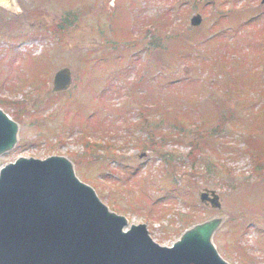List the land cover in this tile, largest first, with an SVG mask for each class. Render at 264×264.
I'll use <instances>...</instances> for the list:
<instances>
[{
  "label": "rangeland",
  "instance_id": "1",
  "mask_svg": "<svg viewBox=\"0 0 264 264\" xmlns=\"http://www.w3.org/2000/svg\"><path fill=\"white\" fill-rule=\"evenodd\" d=\"M19 1L22 11L18 19L0 9V17L15 19L20 27L15 30L3 27L0 30V81L4 80V83L0 82V100L5 103L0 105L20 121L17 146L2 156V164L18 155L46 158L60 154L70 157L75 162L78 175L94 185L104 204L117 208L116 211L127 215L133 223H146L152 238L161 244H171L190 224L222 213L228 219L215 235L220 253L232 263L264 264V248L261 246L264 244L261 243L264 239V192L256 195H262L259 199L263 200L261 207L251 206L241 202L239 192L230 185L233 180L240 182L241 176H253V184H264V171L257 170L252 175L254 162L245 153L246 144L243 142L248 134L244 131L247 123L243 126L240 122L242 118L248 121L264 105V3L260 0H218L217 4L213 0H72L70 6L69 0ZM233 1L240 7L250 5L252 12H258L257 17H247L246 24H239L241 21L230 25L222 23L227 32L216 38V48L209 51L206 47L207 35L190 40L189 47L188 41L178 36L186 27L198 28L202 35L208 33L215 16L221 13L220 10H230L234 6ZM64 6L71 7L77 19L72 28L63 36L59 35L60 38L49 27L65 11ZM196 13L202 15V23L192 27L189 20ZM167 14L174 27L169 25L159 30L157 24L148 23L149 29L142 24L138 33V17L150 21ZM117 29L122 35L125 32L128 35L125 38L113 35ZM101 32L111 41L126 43L139 38L140 43L127 47L121 45L118 50L112 48L115 44L102 48ZM156 37L157 41L159 38L163 40L164 49L159 52L162 61L151 59L155 57L149 50L151 43H155L151 40ZM95 56V63L88 66L85 58ZM36 62L40 63L39 68L32 69ZM218 64L223 69L217 67ZM62 67L71 69L73 83L65 91L52 92L54 74ZM31 69L34 72L37 69L34 76ZM227 69L229 75L224 73ZM21 76L27 79L26 84L19 86L20 89H9L12 84H20ZM142 76L146 89L149 80L163 85H172L170 82L180 80L179 85V81L172 85L180 86L177 89H180V98L184 102L176 113L182 115L187 105L193 110H188L185 118L178 116L176 119L186 124L188 119L198 116V110L202 108L198 103L208 107L209 102L217 101L218 97L224 98V112L220 119L217 118L221 123H215L216 136L212 139L217 143L207 144L210 148L201 145L204 142L201 134L208 132L206 129L178 135L165 122L156 128V123L151 121L154 117L150 115L146 128L132 132L129 126L138 122L140 115H144L143 110L147 111L152 105L145 102L147 107L136 98L140 92L144 93V88H137L136 97L132 95V87ZM158 90H162L163 95L178 94L171 87ZM126 100H130V104L123 109ZM15 103L17 106L14 107ZM105 104L115 111H107ZM174 104L175 101H169V104L166 101L170 108ZM104 119L105 127L99 124L94 128L91 125ZM248 131L251 128L248 127ZM149 132L155 147H138V139L144 140ZM83 139H99L101 145H111L115 153L112 155L100 150L104 160L101 158L95 162V154L90 158ZM194 144L196 148H192ZM190 149L204 151L209 164L202 166L200 160L187 158ZM97 164L103 169L95 172L93 166ZM125 171L131 175H128L130 178L123 175ZM165 172L174 181L167 184H176L178 189L183 190L180 194L167 192L169 187L164 186L165 178L160 177ZM119 177L126 184L134 179L133 185H136L137 178H145V181L148 178L150 182L153 179V184L163 191L149 186L148 191L160 197L152 210L146 206L147 203L132 210L127 206L132 200L128 195L121 196V192L117 194L123 197L120 204L114 202L113 195L108 192L115 189L113 181L116 184L121 182ZM101 184L107 189L104 192L101 191ZM204 188L215 189L220 194L221 212L200 203L199 195ZM134 189H137L136 194L140 192V188ZM183 193L189 196L192 207L186 203ZM195 200L198 203H193ZM257 200L250 195V201ZM240 213L245 217H238ZM237 220L241 221L242 230L234 234L239 229ZM236 239L245 248L246 258H240L233 245L227 249L226 244Z\"/></svg>",
  "mask_w": 264,
  "mask_h": 264
},
{
  "label": "water",
  "instance_id": "2",
  "mask_svg": "<svg viewBox=\"0 0 264 264\" xmlns=\"http://www.w3.org/2000/svg\"><path fill=\"white\" fill-rule=\"evenodd\" d=\"M264 2V0H263ZM17 17L19 0H0ZM201 23V16L191 19ZM70 69L55 74L53 90L69 87ZM20 125L0 108V156L15 146ZM71 160L18 157L0 169V264H231L221 257L214 235L226 221L216 215L193 224L172 247L154 243L144 226L122 231L127 218L104 206L82 183ZM201 194L221 208L216 191Z\"/></svg>",
  "mask_w": 264,
  "mask_h": 264
},
{
  "label": "trees",
  "instance_id": "3",
  "mask_svg": "<svg viewBox=\"0 0 264 264\" xmlns=\"http://www.w3.org/2000/svg\"><path fill=\"white\" fill-rule=\"evenodd\" d=\"M63 8H64L63 10H65V11H63V13L60 15V17L56 20V22L52 26L49 27V30L54 35L63 34L64 31L67 28L72 27L73 23L75 22L74 19L76 17V13L72 11V8L71 7L69 8L67 6H64ZM165 19H167V22H164ZM140 23L146 24L147 21L142 19ZM155 23L160 27L159 30H162L163 28H165V26H167L169 24V21H168V18L160 17L159 20H156ZM3 27H7L10 30H15L17 28H20L19 25L16 24L15 20H13V19L8 20L4 17H1L0 18V30ZM140 30H141V28H140ZM127 33L125 32L122 35V33H120V31L117 29L115 32V35L118 37H121V38H125L128 35ZM188 36L191 37V35H188ZM102 39H103V44L105 42V47H107V48L113 44V41L109 40L108 36H104ZM137 42H138V40H135L134 42H126V43H124L125 44L124 47H127L128 45H135ZM215 42H217V41H214L209 45L210 48L215 46L214 45ZM119 43H121V42H119ZM188 46H189V44H188ZM186 47H187V45H186ZM159 49H161V48H159ZM159 52H161V51L156 50V52H155V57H154L155 61H162L163 60V57L159 56ZM212 62L216 63L214 61H212ZM33 68H37V63H35ZM31 73L33 76L35 75V72H31ZM22 80H25V79L22 78ZM143 83L144 82H139V83H136L135 85H140ZM150 86L152 87V91H154V93H151V95H145L146 96L145 98H146V100H150L151 102H153L152 103L153 106H152V108H150V110H147V111L143 110V112H144V115H142L143 118L138 122L136 127H138V128L147 127L148 122L146 120V117L149 116V114H151V113L153 114V116L161 117V118H163V120L165 119V121L174 120L177 126L180 125V126L184 127L185 126L184 122L177 121L176 117L184 116V118H185L186 113H188V110L192 111L193 108H191L192 106L187 105L188 107L185 110H183L182 115H178V113H176V110L181 108V105H180L181 102L184 103L183 100L180 98V89H177V88H180V86H175L174 88L171 87L173 90L178 91V94L175 93V95H173V93L172 94L167 93L166 95H163V93H161V95H159V94L156 95L157 91L155 89H157L158 85L152 83V84H150ZM11 87H9V89L14 90L16 86H14V84H12ZM133 87H135V86H133ZM175 96H176V99H174ZM217 99H218L217 101L209 102L208 107H206V105H204L202 103H200V104L198 103L197 105L198 106L201 105V107H202L201 110H198V111L200 113H202L205 117H208V118H211V117L212 118L213 117L219 118V117H221L220 111L225 106H224L223 100L220 97H218ZM162 100H163V102L167 101L168 104H169V101L170 102L175 101V104H174L173 108H170L169 106H165L162 103ZM139 101H140V99H139ZM0 103L5 104L3 102V100H0ZM15 106H17V103L14 104V107ZM205 107L207 110L205 109ZM109 110L115 111L113 109H109ZM147 112H149V113H147ZM146 113H147V115H146ZM17 115H19V114H17ZM217 116H219V117H217ZM20 117H21V114H20ZM250 117L251 118L248 121H245L242 118L240 122H242L243 126L247 123V125L245 127L246 128L245 131L248 132V134L245 137V141H243V142L246 144L245 153L248 154L249 157H251L250 159H252V161L254 162V167H253V172H252V175H254L257 172V170L264 171V106H263L262 110L258 111V113L254 114ZM213 119H215V118H213ZM154 122L156 123L154 125V127L157 128L158 127L157 124L159 122L157 120H155ZM248 127L251 128L250 132L248 131ZM212 139H214L212 133L208 134L207 136L204 135L203 136L204 142H202L201 145L203 147H209L210 148L211 144L217 143L215 140H212ZM83 143H84V146H86L87 150L90 153V158H91L92 154H95L94 157H96V159H93L95 162L99 161V159H101V158H102V160H104V157L101 156V154H100V150H103L104 152H106L108 154H112V155L115 153L113 148L111 147V145H110V147H108V145H106V144L101 145V142L99 139H96L94 141H89V140L83 139ZM136 144L140 148H146V147L154 148L155 147L154 139H153L152 134L150 132L147 134V136H146V138H144V140L139 138ZM207 144H210V145H207ZM195 146L196 145L194 144L192 148H196ZM203 147H200V149L204 150V149H202ZM201 150L194 149V150L188 151L189 153H187V158L193 159V161L198 159L201 162H203L201 164L203 166L205 163H208V159H207L208 157L204 153V151H201ZM94 167H95V172L99 171V169L100 170L103 169L102 165H100V166L98 165V166H94ZM128 175H126V176H128ZM129 176H131V175H129ZM241 177L242 178H239L240 182L233 180V183L230 184L232 186L231 188L234 189V191L239 192L238 199L240 198L241 202H243L244 204H248L251 206L252 205L253 206H260L261 201L259 199L262 198V195L260 194L259 197H257L256 195L259 194V192L260 193L264 192V187H263L264 184H258L260 182H255V181H253V182H255L253 184L251 182L252 181L251 179L253 176H251V177L250 176H241ZM118 180H120V177ZM118 180H117V183H118ZM168 180H169V178H167L166 182H168ZM237 180H238V178H237ZM122 181L119 182L118 184H116L115 181H113V184H114L113 188H115V189L111 190L110 193L111 194L113 193L114 198L116 197L115 195H117L119 192H122V193L124 192L125 193L124 195H128V197H130L131 200H133V196L136 197L139 200L138 202L140 204L142 202H143V204L149 203L150 200L146 196L145 192H139L138 191V194L136 195L135 192L137 189L135 190L134 189L135 187L134 188L128 187V185H130V184H125ZM136 181H137V183H139L138 185L140 187H142L143 189H146L149 187V185H147L148 183H150L149 179H146V181H145V179H143L141 181L139 178H137ZM152 181L153 180L151 179V183H152ZM236 183H238V184H236ZM171 185L173 186V184H171ZM119 188L121 189V191ZM177 191L180 192L182 190L178 189ZM251 194H252V196H255L258 199L257 200L258 202L250 201V195ZM121 198H123V197H121ZM184 198L189 201V204L192 203L189 200V196L188 197L185 196ZM193 203H194V201H193ZM146 206H147V204H146ZM129 207H135V205L132 201L129 203ZM160 209L163 210L162 207H160ZM163 212L166 213L165 210ZM240 215H244V214L240 213ZM239 227H240V231H241V229H242L241 225ZM239 244H240L239 240L236 239L235 242H233V243L230 242V243H227L226 245H227V249L233 245V248L236 251V253L239 255V257L240 258H246V254H244L245 248H243L242 246H240L241 244L240 245Z\"/></svg>",
  "mask_w": 264,
  "mask_h": 264
}]
</instances>
